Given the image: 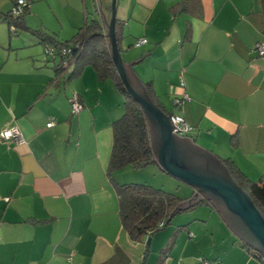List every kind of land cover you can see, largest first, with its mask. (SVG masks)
<instances>
[{"label":"crops","instance_id":"0c3cea01","mask_svg":"<svg viewBox=\"0 0 264 264\" xmlns=\"http://www.w3.org/2000/svg\"><path fill=\"white\" fill-rule=\"evenodd\" d=\"M60 1L65 15L56 28L41 19L30 26L26 15L25 22L68 39L85 21L100 19L106 35L111 0ZM181 1L116 0V18L124 28L121 58L127 64L146 53L132 63V71L144 87L152 82L163 112L179 114L192 126L190 134L179 137L210 151L226 169L224 159L230 158L252 179L259 173L258 158L264 162V56L255 52L264 34L259 0H192L182 9ZM1 38L0 133L14 123L23 142L0 136V264H100L116 247L128 264H141L146 240L129 239L106 174L111 124L123 110L114 83L99 81L91 66L70 79L69 71L55 77L54 63L40 47L12 46L13 41L4 46ZM139 38L146 42L136 46ZM27 45L30 49L21 50ZM74 94L83 104L77 113L69 103ZM156 163L150 165L153 178L169 174ZM119 172L113 174L117 181ZM169 176L182 182L177 187L188 193L179 196L183 200L197 192ZM206 200L211 206L182 211L206 206L219 218L186 222L164 264H196L198 257L215 264H262L256 249L245 248ZM149 261L150 253L145 264Z\"/></svg>","mask_w":264,"mask_h":264},{"label":"trees","instance_id":"16d2710c","mask_svg":"<svg viewBox=\"0 0 264 264\" xmlns=\"http://www.w3.org/2000/svg\"><path fill=\"white\" fill-rule=\"evenodd\" d=\"M11 1L14 6L16 0ZM190 1L192 0L181 1V9L188 8ZM259 4L264 22V0H259ZM12 8L6 13L0 11V22L6 21L9 24L11 34L16 33V27H21L41 43L44 47L46 60L54 63L52 68L54 69L55 77L60 73L69 71L67 78L70 79L78 76L86 66H91L99 81L110 79L120 93L123 110L121 115L111 124L112 145L106 174L115 190L119 219L129 239L133 242L146 240V247L141 262V264H145L146 257L150 251V243H147V239L171 222L173 217L170 220L168 218L175 207L183 201V198L174 192L155 187L148 182L120 183L113 176L114 172L128 166L135 171H140L155 164V161L153 159L147 117L141 105L127 92L118 75L109 53V41L105 35L104 25L100 19H91L89 22L85 21L83 26L71 37L62 39L58 37L57 33H50L42 28H33L27 25L25 22V14L28 11L27 2L20 14H13ZM123 29V23L116 18L115 35L120 51L124 39ZM48 47L53 48V55H49L46 51ZM145 55L146 53H142L137 57L136 61H141L145 58ZM144 84L153 102L162 109L159 99L152 88V82L148 81ZM232 138L233 143L236 144V135H233ZM224 163L233 180L249 195L264 218V178L260 177L257 180L249 178L230 158L224 159ZM202 204L211 206L208 200L200 199L185 210ZM184 227H187V224L175 227L170 238L159 251L161 256L157 264L165 263L168 251L175 242L176 236ZM243 245L249 251L255 250L246 243H243ZM254 253L258 260L264 264V254L257 252V250ZM100 264H128V259L123 251L116 247L113 254ZM196 264L199 263L196 262Z\"/></svg>","mask_w":264,"mask_h":264},{"label":"water","instance_id":"95a60500","mask_svg":"<svg viewBox=\"0 0 264 264\" xmlns=\"http://www.w3.org/2000/svg\"><path fill=\"white\" fill-rule=\"evenodd\" d=\"M110 9L106 33L109 53L127 92L141 105L147 117L153 159L158 163V167L195 186L197 190L188 200H183L175 207L168 220L178 211L202 199L198 195L201 193L206 199L210 198L236 235L264 254L263 216L215 155L193 143L189 137H179L172 132L173 125L169 116L153 102L144 85L132 71V63L138 61L127 64L123 62L115 35L116 0H111ZM147 243H150V237Z\"/></svg>","mask_w":264,"mask_h":264},{"label":"rangeland","instance_id":"374dc122","mask_svg":"<svg viewBox=\"0 0 264 264\" xmlns=\"http://www.w3.org/2000/svg\"><path fill=\"white\" fill-rule=\"evenodd\" d=\"M28 4L30 6V13H26V20H28L29 24H32L30 26H36V23H40V19L44 22H49L50 24H53L52 26H56L57 20L59 17L61 19H64L65 11H64V5L62 1L60 0H28ZM33 6L32 10L31 7ZM12 8V1L11 0H0V11L3 13L8 12ZM32 11V13H31ZM39 19H38V17ZM60 20V19H59ZM58 26V25H57ZM16 33L11 34L10 33V27L9 24L6 21L0 22V35L2 36L1 40L4 41V46H7L9 41H13L14 44L12 46H15L16 44H33L31 48L40 47L42 54H44V47L41 43L37 41V39L32 36L28 31H26L24 28H18L16 27ZM56 28V27H55ZM58 28V27H57ZM65 34V31H63ZM68 34V33H66ZM1 44V43H0ZM17 46V45H16ZM23 49H30V47L27 45ZM15 50H11V54L15 55ZM45 55V54H44ZM46 58V57H45ZM111 83V82H110ZM117 95H120L118 91ZM121 96V95H120ZM264 162L261 163V157L258 158L257 166L259 168L258 175H255L256 177L252 178L253 180H257L262 174H264ZM144 169V168H143ZM140 170L135 171L131 167H126L119 172L118 181L120 183L124 182H137V183H143V182H149V184L162 188L169 192H174L178 196H187L185 191L180 190V188L177 187V184H181L182 182L176 180L175 178H171L169 174H164V177L168 179H172V182H168L164 177L157 176L156 178L152 177L151 172V166L150 168H147L146 170ZM167 175V176H166ZM264 178V177H263ZM174 179V180H173ZM151 182V183H150ZM164 182V183H162ZM160 184H165L166 187H161ZM183 187V186H182ZM201 218V220L206 219L207 221L212 220V218H219L218 214L212 210H210L206 206H199L195 210H191L189 212L181 211L172 218L171 222L164 226L162 229L157 231L153 234V239L150 243V261L148 264H155L157 255L160 254L159 250L164 247V244H166V240L168 239L169 233L172 231L175 225L177 224H185L186 222H189V220H192L194 217ZM195 223H198L199 225L203 224V222L195 221ZM213 224V223H212ZM187 233V229L181 233V235ZM180 235V236H181ZM152 261V262H151ZM197 262V258H196Z\"/></svg>","mask_w":264,"mask_h":264},{"label":"built area","instance_id":"2783aa9c","mask_svg":"<svg viewBox=\"0 0 264 264\" xmlns=\"http://www.w3.org/2000/svg\"><path fill=\"white\" fill-rule=\"evenodd\" d=\"M25 5H26L25 0H16V3L12 8V13L13 14H20ZM145 42H146V39L139 38L135 41V45L138 46V45L143 44ZM46 51L48 52L49 55L54 54L52 47H48L46 49ZM255 52L259 56H264V35L260 41L256 42ZM181 84H183V83H181ZM188 98L189 97L186 94L182 95V99H188ZM174 102L177 105L180 104L181 98L176 97L174 99ZM69 103H70L71 111L73 113H77L83 109V104L81 103V100L79 99V97L76 94L71 96V98L69 99ZM169 119H170L171 124L173 125L172 132L176 135H181V136L188 135V134H190V132L193 129L192 126L189 125L185 121L184 117L179 115V114H173L172 113L169 115ZM51 124H53L52 120H50L47 123V126H50ZM0 136L2 139L10 141V142L11 141L16 142V143L23 142V137H22L18 127L14 123H11L10 125H7L6 127H4L1 130ZM197 262L199 264H215L213 261H208V260L204 259L203 257H198Z\"/></svg>","mask_w":264,"mask_h":264}]
</instances>
